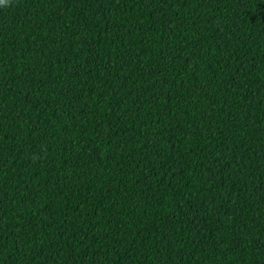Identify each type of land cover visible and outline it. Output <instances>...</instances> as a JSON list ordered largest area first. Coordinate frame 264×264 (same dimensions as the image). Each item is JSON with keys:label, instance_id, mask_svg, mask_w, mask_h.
<instances>
[{"label": "trees", "instance_id": "16d2710c", "mask_svg": "<svg viewBox=\"0 0 264 264\" xmlns=\"http://www.w3.org/2000/svg\"><path fill=\"white\" fill-rule=\"evenodd\" d=\"M0 264H264V0L0 5Z\"/></svg>", "mask_w": 264, "mask_h": 264}, {"label": "snow or ice", "instance_id": "6c2138e0", "mask_svg": "<svg viewBox=\"0 0 264 264\" xmlns=\"http://www.w3.org/2000/svg\"><path fill=\"white\" fill-rule=\"evenodd\" d=\"M5 3H7V0H0V5H4Z\"/></svg>", "mask_w": 264, "mask_h": 264}]
</instances>
